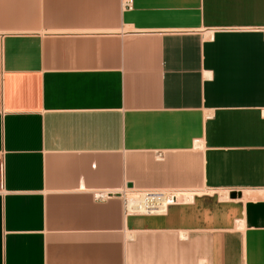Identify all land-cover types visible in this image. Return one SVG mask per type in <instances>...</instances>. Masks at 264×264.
I'll return each instance as SVG.
<instances>
[{
	"label": "crops",
	"instance_id": "1",
	"mask_svg": "<svg viewBox=\"0 0 264 264\" xmlns=\"http://www.w3.org/2000/svg\"><path fill=\"white\" fill-rule=\"evenodd\" d=\"M125 2L0 0V264H264V0Z\"/></svg>",
	"mask_w": 264,
	"mask_h": 264
},
{
	"label": "built area",
	"instance_id": "2",
	"mask_svg": "<svg viewBox=\"0 0 264 264\" xmlns=\"http://www.w3.org/2000/svg\"><path fill=\"white\" fill-rule=\"evenodd\" d=\"M125 5L131 6V0H126ZM4 187V159L3 154L0 156V191ZM181 191L178 190H159L152 192H142L139 194L140 204L135 208L130 207L129 198H126L127 193L123 191V198L127 206V210L134 214H163L167 211L168 207L186 204L180 196Z\"/></svg>",
	"mask_w": 264,
	"mask_h": 264
},
{
	"label": "bare ground",
	"instance_id": "3",
	"mask_svg": "<svg viewBox=\"0 0 264 264\" xmlns=\"http://www.w3.org/2000/svg\"><path fill=\"white\" fill-rule=\"evenodd\" d=\"M178 191H181L180 196H182V199H183L184 201H186V202L191 201V200L194 198V196L198 193V192H196V191H192V190H178ZM133 193H134V192H133ZM129 194H131V193H129ZM139 194H140V193H139ZM132 195H133V194H132ZM128 196H129V195H128ZM133 196H135V197H133V198H129V202H130V207H131V208H135V207L138 206V205L140 204V202H141L140 197H139L138 194H134Z\"/></svg>",
	"mask_w": 264,
	"mask_h": 264
},
{
	"label": "rangeland",
	"instance_id": "4",
	"mask_svg": "<svg viewBox=\"0 0 264 264\" xmlns=\"http://www.w3.org/2000/svg\"><path fill=\"white\" fill-rule=\"evenodd\" d=\"M198 193L200 192V193H203V191L202 190H196ZM126 193H127V196H126V198H133V197H135V196H133L134 194H138L139 195V193H142V192H144V191H141V190H136V192H134V193H131V194H129L130 192H128L127 190L125 191ZM133 194V195H132ZM129 195V196H128Z\"/></svg>",
	"mask_w": 264,
	"mask_h": 264
},
{
	"label": "water",
	"instance_id": "5",
	"mask_svg": "<svg viewBox=\"0 0 264 264\" xmlns=\"http://www.w3.org/2000/svg\"><path fill=\"white\" fill-rule=\"evenodd\" d=\"M129 189H132L133 188V184H128V186H127ZM240 194L239 193H236V192H234L232 195H231V197L232 198H236V197H238Z\"/></svg>",
	"mask_w": 264,
	"mask_h": 264
}]
</instances>
